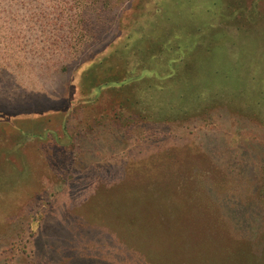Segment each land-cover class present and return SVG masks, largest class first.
I'll return each instance as SVG.
<instances>
[{"label":"rangeland","instance_id":"1","mask_svg":"<svg viewBox=\"0 0 264 264\" xmlns=\"http://www.w3.org/2000/svg\"><path fill=\"white\" fill-rule=\"evenodd\" d=\"M217 48L234 76L208 74L187 113L171 99ZM93 60L127 84L96 89ZM263 61L264 0H0V264H264V116L237 99L264 100ZM149 179L163 200L138 194Z\"/></svg>","mask_w":264,"mask_h":264},{"label":"trees","instance_id":"2","mask_svg":"<svg viewBox=\"0 0 264 264\" xmlns=\"http://www.w3.org/2000/svg\"><path fill=\"white\" fill-rule=\"evenodd\" d=\"M165 4V3H164ZM169 6H167V7H165L164 8V6H163V14H162V16H164V17H166L167 15H168V10H169V8H168ZM188 6H186V11L185 12H187L186 14H187V16L188 15H194V13L198 16L197 18H198V23H199V20H200V12L199 11H196L195 9H188L187 8ZM157 12H159V10L157 11ZM165 13V14H164ZM223 16V15H222ZM178 21H177V24H181V23H183L184 25L186 24V17H185V14H184V12H183V14H181V15H178ZM182 18V19H181ZM184 20H185V23H184ZM197 23V24H198ZM147 23H145V25H146ZM196 24V23H195ZM163 23H162V27H163ZM155 26V25H154ZM162 27L160 26V27H158V31L160 30V35H158V33H150V34H148V35H150V36H153V37H151V39H152V41H151V44L153 43V53H152V55H154L153 57H154V59H156L157 60V62L159 61V59H160V54H158V52H157V49H159V46H160V48L162 49V50H166L165 48H163L164 47V44L161 42V39H164V38H162V32L161 31H163V29H162ZM176 27V26H175ZM198 31H199V34L198 35H200V44L201 45H199V44H197L196 43V45H199V46H201V47H203L204 49H205V46L202 44V42H203V39H202V37H201V35H202V27L201 26H199L198 27ZM176 30H177V28H176ZM145 31V30H144ZM143 30L142 31H139V33L142 35L141 36V38L139 39L140 41L142 40V41H145V39H146V37L147 36H145V34H147L146 32H144ZM197 31V32H198ZM184 35H185V31H184V29L182 28V30H180V31H178L177 32V34H176V37H177V39H179V37L178 36H181V38L179 39L180 41H181V43H182V45L184 44V40H181L182 39V37L184 38ZM165 36V35H164ZM159 37V42H157V44H155V42H156V38H158ZM189 38V37H188ZM188 41H189V46H188V44L186 45V46H182L181 48H182V50H181V53H183L184 54V56H185V58L187 59V56L189 55V48H190V46H194V44H195V40H194V38H190V39H188ZM185 47H186V50H185ZM198 49V47H195V49ZM196 49V50H197ZM221 51V49L219 50V48H217L215 51H212V52H206L205 54H204V57H203V59H200L201 60V63L203 64V68H204V72L203 73H206L205 74V80L203 81V83H202V85L200 84V83H196V85L195 84H193V83H188L189 81H187L185 84H184V91H186V92H182L183 94H184V96H185V99L184 100H181L180 101V97H179V95H176V97H174V99H171V101L172 100H176L177 101V104L179 105V107L180 108H182V107H188V109H186V111H188L187 113H189V112H194V111H196V110H200V108L202 109V108H204V107H202L201 106V104H203V102H204V96L205 95H207L208 94V90H204L205 88H207V86H209L208 85V74H222V72H227V73H231V75L232 76H234V74L232 73V70L231 69H229V67L227 68V63H228V57L227 56H225V54L226 53H219ZM139 53L141 54V50L139 51ZM156 53V54H155ZM160 53V52H159ZM188 53V54H187ZM167 54H170V52H169V50H167L166 51V53L164 54V52L162 51V56H166ZM195 54V53H194ZM140 56H142V54L141 55H139V58H140ZM167 57V56H166ZM168 57H170V55H168ZM142 58V57H141ZM140 58V59H141ZM221 58H222V61H221ZM261 58V57H260ZM259 58V60L260 61H262L261 59ZM147 59H149L148 57L147 58H145L144 57V59H141L142 60V63H139V83H141V85H142V87H145L144 85H146V83H147V81L149 80V79H152V78H150V76H152L151 75V73H156L157 71H158V69L156 70V67L155 68H153V65H152V63L150 64V63H147V62H145V60H147ZM186 59H183V62L181 63V64H179V65H176V67H177V69H174V67L173 68H171V66L169 65V67H166L165 68V70H168L170 73H172V71H176V72H178V74L174 77V79H171V80H168V81H166V82H171V83H182V81H179L180 80V77H179V75H181V72H180V70H181V68H184V69H186V67H187V64H188V60L190 59V57L186 60ZM191 59H192V61L193 60H195V61H198L199 59H197V57H191ZM258 60V59H257ZM256 60V61H257ZM258 60V61H259ZM98 61H95V60H93V61H91V62H89L86 66H87V69L88 70H90L91 71V83H95V84H98V85H95L94 87H96V89H98V90H101V89H103V90H107V89H112V88H114V86H122V85H126L127 83V79L126 80H119V81H102L101 79H96V78H94V74H93V72H94V67H95V65H96V63H97ZM191 62V61H190ZM176 63V62H175ZM207 63V64H206ZM220 63H223L222 64V67L221 68H218V65L220 64ZM262 63H264V61L262 62ZM238 64L241 66V64H243V63H241V62H235L233 65L234 66H236V67H238ZM167 71V72H168ZM243 73V72H242ZM245 76H243V77H245L246 78V80L248 81L247 82V85L249 86L250 84H252V85H255V82H254V84L252 83V81H251V79H250V77H249V74H247V72L245 73H243ZM234 79V81H235V78H233ZM213 80H215V79H213ZM242 81V80H241ZM102 82V83H101ZM236 82V81H235ZM238 82V81H237ZM209 84H210V82H209ZM212 85H213V83H212ZM236 89V88H235ZM180 93H181V91H180ZM250 94V93H249ZM252 94H253V99H249V98H247V97H244V95H243V93H241V95H242V98H237L238 100H240V101H243V102H245L246 103V106L248 107H251L250 109L252 110H254V111H258L259 113H261V115H263L264 116V100H261L260 99V94H259V89H258V87H255V88H253V92H252ZM264 95V94H263ZM183 105V106H182ZM248 107V108H249ZM246 108V107H245ZM205 109V108H204ZM167 111V110H166ZM54 112H60V111H58V110H54ZM46 112H44V113H40L39 115L40 116H42V115H44ZM186 113V114H187ZM170 182V180H168L165 184H162V185H159L161 182L160 181H158L157 182V180L155 179H149L148 181H145L144 180V182L142 181V180H139V183H132V184H135L134 185V187L137 189V191H138V194H139V187L140 186H145L146 187V189H141L142 190V192L143 193H145V194H148L149 196H150V198H151V201H152V199L154 198V199H157V201L158 200H163L164 198H165V196H164V193H166L167 194V192L172 188V185L169 183ZM140 184V185H139ZM150 186H153V190H150L149 189V187ZM134 187H132V188H134ZM141 188V187H140ZM153 202V201H152ZM172 204V203H171ZM173 205V204H172ZM158 212H159V210H158ZM189 223L188 222H184L183 223V227H185V225H188ZM202 227V225H197V226H195V229H196V231L197 232H200L202 229H200ZM85 257H88V255H86ZM90 257V256H89ZM244 264H247L246 263V261H245V263Z\"/></svg>","mask_w":264,"mask_h":264}]
</instances>
